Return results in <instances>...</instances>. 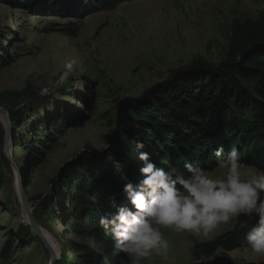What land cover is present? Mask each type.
<instances>
[{"label": "rangeland", "instance_id": "1", "mask_svg": "<svg viewBox=\"0 0 264 264\" xmlns=\"http://www.w3.org/2000/svg\"><path fill=\"white\" fill-rule=\"evenodd\" d=\"M262 17L264 0H0V108L6 110L14 102L8 94L28 88L37 97L17 102L23 117L13 125V163L5 157V117L0 118V256L6 245L11 247L10 258L0 257V264H51L50 252L24 223L17 182L19 188L20 183L24 186L36 221L60 247L54 264L65 256L75 264H86V252L72 249L77 245L97 252L101 264H130L118 250L110 262L102 245L75 230L88 220L90 210L76 207L77 183L71 179L65 188L63 173L70 165H79L78 173L90 177L85 155L91 152L101 160L110 151L108 164L117 165L116 156L122 151H117L115 137L125 104L140 99L165 82L171 71L195 59L219 64L234 22ZM127 126L139 132L135 123L127 121ZM53 136L55 143L49 139ZM36 139L48 146L42 149L40 161ZM23 144L31 150L25 151ZM130 154L140 168L138 151L132 148ZM242 163L245 172L264 171V163L247 164L244 159ZM205 170L214 178L223 173L219 166ZM57 180L60 193H54ZM51 196L56 204L53 218L43 211ZM92 203L100 208L96 199ZM243 217L219 226L209 237L162 229L174 264H193L197 243L239 228L248 231L252 224L246 222L245 227ZM217 254L234 264H264V255L245 246ZM143 264L169 262L154 256Z\"/></svg>", "mask_w": 264, "mask_h": 264}, {"label": "trees", "instance_id": "2", "mask_svg": "<svg viewBox=\"0 0 264 264\" xmlns=\"http://www.w3.org/2000/svg\"><path fill=\"white\" fill-rule=\"evenodd\" d=\"M8 95L14 97V102L5 108L12 124L16 125L23 117L17 102L22 97H26V101L37 97L30 88ZM127 121L140 127L139 135L129 129ZM49 139L56 142L55 136ZM137 140L144 143L142 151L150 154L157 167L180 169L186 174V162L198 161L204 169L217 167L212 151L220 146L225 154L236 146L244 163H264V17L234 22L224 59L219 64L195 59L189 66L171 71L165 82L147 90L140 99L125 104L115 137V147L122 151V155L116 156L118 165L108 164L110 151L101 160L91 152L85 155L90 177L78 173L79 165H70L63 173L61 181L66 179L65 188L71 179L77 183L76 207L90 210L88 220L75 230L102 245L110 262L117 249L110 235L99 226V220L103 214L107 216L116 211L108 200L113 194L119 205L128 203L121 174L133 183L142 179L140 168L130 154L132 148L137 151ZM36 144L41 150L36 152L37 161H40L42 149L48 146L39 139ZM23 147L27 152L31 150L26 144ZM68 173L72 174L70 178ZM61 181L53 182L54 193L61 192ZM91 198L99 202L100 208L93 205ZM43 208L44 213L54 217L53 196L43 203ZM257 220L258 217L244 216L241 223L254 225ZM240 229L210 242L197 243L193 250L194 260L199 264H234L224 254L220 257L217 253L245 246L247 231ZM72 249L86 252V264H101L100 255L89 247L77 245ZM10 255L8 244L0 257L7 261ZM66 258L58 264H75Z\"/></svg>", "mask_w": 264, "mask_h": 264}, {"label": "clouds", "instance_id": "3", "mask_svg": "<svg viewBox=\"0 0 264 264\" xmlns=\"http://www.w3.org/2000/svg\"><path fill=\"white\" fill-rule=\"evenodd\" d=\"M135 147L142 179L133 183L121 174L128 203L119 205L113 194L108 200L116 211L99 220L115 249L126 254L130 264H143L154 256L174 264L169 254L171 244L162 229L209 237L219 226L228 225L241 215L258 217L247 231L245 247L264 255V171H243L246 166L236 146L226 154L223 146L212 151L223 170L220 178L210 176L198 161L184 164L187 175L176 169L159 168L150 154L142 151V141L137 140ZM244 226L247 227L246 222ZM193 264L199 262L194 260Z\"/></svg>", "mask_w": 264, "mask_h": 264}, {"label": "water", "instance_id": "4", "mask_svg": "<svg viewBox=\"0 0 264 264\" xmlns=\"http://www.w3.org/2000/svg\"><path fill=\"white\" fill-rule=\"evenodd\" d=\"M1 115L5 117V125H6L5 157L13 163V160L10 157V146L12 142L13 124L11 122L8 111L5 110L4 108H0V116ZM20 190L22 194V202L28 216L29 227L32 229V231L36 234L37 238L44 244V246L50 252L51 264H54L56 261H54V254L52 248L50 247V245L48 244V242L46 241V239L42 234V228L40 227V225L38 224V222L34 217L33 211L28 201V197L24 191V186L21 183H20Z\"/></svg>", "mask_w": 264, "mask_h": 264}, {"label": "bare ground", "instance_id": "5", "mask_svg": "<svg viewBox=\"0 0 264 264\" xmlns=\"http://www.w3.org/2000/svg\"><path fill=\"white\" fill-rule=\"evenodd\" d=\"M0 118L2 120H4V116H0ZM16 190L19 194L20 199L22 200V194H21V190L19 188V184L17 182L16 184ZM22 211H23V219H24V223L28 222V216H27V212L24 208L23 202H22ZM28 226H29V222H28ZM42 234L44 236V238L46 239V241L48 242V244L50 245V247L52 248L53 254H54V261L58 260L61 255V250L60 247L58 245V243L54 240V238L45 230H42Z\"/></svg>", "mask_w": 264, "mask_h": 264}]
</instances>
